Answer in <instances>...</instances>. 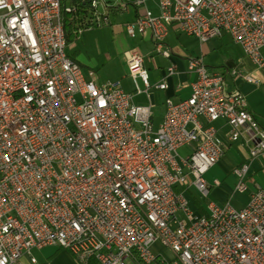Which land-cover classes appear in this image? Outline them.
I'll list each match as a JSON object with an SVG mask.
<instances>
[{"label":"built area","instance_id":"built-area-1","mask_svg":"<svg viewBox=\"0 0 264 264\" xmlns=\"http://www.w3.org/2000/svg\"><path fill=\"white\" fill-rule=\"evenodd\" d=\"M107 1L86 0L88 28L109 24ZM152 1L157 14L145 0L133 3L140 13L125 25L129 37L149 33L168 59L172 25L200 43L225 35L264 71V0ZM66 46L62 0H0V264H20L46 247L84 264H264V190L240 209L208 202L205 215L188 199L208 198L205 174L238 142L247 158L233 170L231 197L248 192L250 167L264 156V127L226 83L259 86L260 78L213 74L201 57L188 59L190 95L166 100L155 127L151 108L133 96L167 84L150 85L139 53L126 57L128 76L143 85L133 95L119 83L99 85ZM183 147H191L185 157ZM155 243L172 258L154 255Z\"/></svg>","mask_w":264,"mask_h":264},{"label":"crops","instance_id":"crops-1","mask_svg":"<svg viewBox=\"0 0 264 264\" xmlns=\"http://www.w3.org/2000/svg\"><path fill=\"white\" fill-rule=\"evenodd\" d=\"M109 1V2H108ZM108 4L112 5L110 9L105 11L106 15L109 18V24L108 25H101V26H94L90 28H85L82 30V32L79 35L75 36V40L68 43L66 46V54L69 58L74 60L84 71L92 70L94 71L96 75V79L99 85H104L106 83L111 82L112 80H119V85L123 92L128 94H136V87L139 89H143V85L139 80L133 81L128 76L127 71V62L126 57L129 53L137 52L136 50L127 49L125 47H128V40H133L134 38H131L127 35L125 30V25L127 23L133 22L136 17L139 15L138 9L134 6V11L132 13H129L127 7L121 8L119 3L115 0H108ZM123 1V0H121ZM152 1V0H150ZM129 3V1H127ZM134 3V2H133ZM146 7L153 11V13L157 14V9L153 3L151 2L150 5H148V2L145 0ZM124 17V18H123ZM118 18H123L122 22L120 24L114 25V22ZM108 28L112 27V32L116 34V36L119 38L120 44L119 49L122 51H119V55L123 56L125 58L124 63L121 62L116 67V76L113 78H104L103 80L99 78L98 71L100 70V66L102 69H104V62H113V59H102L97 56L96 58H92L88 52H87V43L85 44L82 41L81 35L84 33V31L93 30L96 28ZM182 35L180 31L178 30V27L176 25H172L170 28V31L168 33V36L166 38L165 44L163 49L165 51H169L171 53L170 57L159 60H152L150 63H143L144 68L147 71L148 79L150 85H155L158 83H161L163 81L166 82L167 88L164 91H159L155 89L149 90L148 93H141L133 96V103L140 106H149L151 108L153 117L152 121L155 127H158L163 119L164 111H165V101L166 100H172V101H180L187 99L190 95V81H192V78L186 74V66H187V58H180L179 56L174 54L173 48H171V40L178 39L179 36ZM139 41L141 43H145L147 45H151V48L153 45V42L151 40V36L149 33H146L144 36H138ZM225 37V35L223 36ZM217 38L221 42H219V46H214L213 43L210 41L206 43H200L196 40L200 46V52L198 55H196L193 58L201 57L208 72L213 74H223L226 75L230 70H240L244 73H250L255 75L256 77L260 78L262 85L264 83V76L261 73V71L255 69L254 65L243 55L241 49L233 44L231 40L229 39V42L232 45H235L238 50L241 52L239 57L236 59L235 56L232 55L229 50L226 49V45L224 42H222V38ZM191 38V37H189ZM193 39V38H191ZM215 40V39H213ZM122 41L124 44H122ZM129 48V47H128ZM133 49V48H132ZM209 52H216L220 57H222V62L219 66H210L209 64H206L205 62V56ZM85 53V54H84ZM186 60V65L183 66V61ZM169 61V62H167ZM175 66L176 74L172 77H168L167 70L170 66ZM168 67V68H167ZM243 69V70H242ZM127 72V75H126ZM232 81V84L234 88L237 89V91L240 90V85L243 84L240 81ZM115 83V82H114ZM259 85V86H260ZM241 93V92H240ZM244 95L245 99L246 96L250 93H241ZM253 94V93H251ZM247 100V99H246ZM249 111L254 115L260 126L264 127V113L261 110V105L259 103L254 104L253 102H249L247 104ZM156 121V122H155ZM217 128H219L221 136L225 137L226 133L228 132L227 126L224 125L223 122H218L215 124ZM180 155L182 157L187 156L191 152V147H183L180 149ZM247 158V152L242 143L238 142L233 145H230L224 156L221 158V160L213 166L204 176V179L209 187V196L211 198V202L215 203L216 205H223L226 202H230L235 199L238 195H245V198L242 202H238V206L234 207L236 209H240L243 206H245L249 200V196L257 191V190H264V156L256 159L249 170L248 174V192L244 194H233L234 185L236 182V177L233 174V170L238 167L241 163H243ZM214 182H218V186L214 184ZM231 197V198H230ZM188 199L190 200V206L191 209L200 215H205L207 213L206 206L204 207L203 204L198 200L199 198L196 197V195H193L190 193L188 195ZM200 208L202 210L199 211ZM151 251L154 255H156L158 258H164L166 260H170L172 258V254L161 247L159 244L155 243L151 247ZM31 259L35 260L34 264H84L77 258H75L73 255H71L69 252L54 248V247H46L43 249H34L32 250L28 255H25L20 260V264H32ZM86 264H99L95 261H89Z\"/></svg>","mask_w":264,"mask_h":264},{"label":"rangeland","instance_id":"rangeland-1","mask_svg":"<svg viewBox=\"0 0 264 264\" xmlns=\"http://www.w3.org/2000/svg\"><path fill=\"white\" fill-rule=\"evenodd\" d=\"M115 1V0H114ZM117 3H119L121 8L128 9L129 13H132L134 11L133 2L138 0H116ZM129 1V3H127ZM148 2V5L151 4L152 1L146 0ZM149 8V7H148ZM124 18V17H123ZM123 18H118L115 20L114 25L120 24L122 22ZM112 27H106V28H96L93 30L84 31V33L81 35L82 41L87 45V52L92 58H96L97 56L100 58V60L106 59H113V62H104V69L100 66V70L98 71V75L100 79L104 78H113L116 76V67L121 62L124 63L125 58L121 55H119V51H122L119 49V38L112 32ZM171 48L174 50V54L179 56L180 58H187L191 59L199 54L201 46L200 44L194 40L191 39L185 35H180L178 39L171 40ZM213 43L214 46H219V42H221L219 39H215L210 41ZM222 42L225 43L226 49L229 50V52L232 53L233 56L237 59L241 52L238 50L235 45H232L229 42V39L227 36L222 38ZM209 43V42H208ZM122 44L123 41H122ZM129 47V48H128ZM128 47H125L127 49L136 50L138 53L143 57V60L145 63H150V61L154 60H160L163 59L162 55L155 52L153 46L151 48V45H147L145 43H141L139 41L138 35H136V38L133 40H128ZM133 48V49H132ZM85 54V53H84ZM171 55V53H170ZM183 58V59H184ZM222 57L218 55L216 52H209L206 51L205 56V62L206 64H209L210 66H219L222 62ZM169 62V61H167ZM183 66L186 65V60L183 61ZM168 68V67H167ZM243 70V69H242ZM261 73L264 76V71H261ZM127 75V72H126ZM120 83L118 81L112 80L110 83ZM243 83V82H242ZM121 85V84H120ZM227 91H234L237 90L234 88L232 81L230 79L227 80ZM240 92L241 93H250L246 96V103L253 102L254 104L259 103L261 105V110L264 113V83L260 86H253L247 83H243L240 85ZM253 93V94H251ZM156 122V121H155ZM180 154V152H179ZM245 198V195H238L231 201V206L236 207L238 206V202H242ZM208 202H211V198L208 197L207 199H204L201 204L205 207Z\"/></svg>","mask_w":264,"mask_h":264},{"label":"trees","instance_id":"trees-1","mask_svg":"<svg viewBox=\"0 0 264 264\" xmlns=\"http://www.w3.org/2000/svg\"><path fill=\"white\" fill-rule=\"evenodd\" d=\"M68 5L69 7H75L76 12H66L64 7ZM89 10V6L86 0H62V20L63 27L65 32L66 44L75 40L76 30L78 27L80 28H88L92 26V23L88 19L87 12ZM79 14H81L79 16ZM199 211L202 212L200 208Z\"/></svg>","mask_w":264,"mask_h":264},{"label":"bare ground","instance_id":"bare-ground-1","mask_svg":"<svg viewBox=\"0 0 264 264\" xmlns=\"http://www.w3.org/2000/svg\"><path fill=\"white\" fill-rule=\"evenodd\" d=\"M253 65H254V67H255V62H251Z\"/></svg>","mask_w":264,"mask_h":264}]
</instances>
